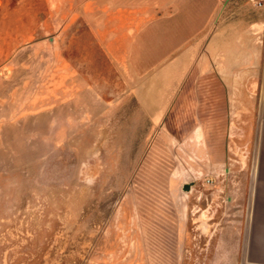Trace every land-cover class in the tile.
Masks as SVG:
<instances>
[{
	"label": "rangeland",
	"instance_id": "374dc122",
	"mask_svg": "<svg viewBox=\"0 0 264 264\" xmlns=\"http://www.w3.org/2000/svg\"><path fill=\"white\" fill-rule=\"evenodd\" d=\"M261 22L264 0H0V264H264L260 93L232 108L213 161L142 111L92 33L151 26L133 84L181 66L174 90L209 132L207 39Z\"/></svg>",
	"mask_w": 264,
	"mask_h": 264
},
{
	"label": "crops",
	"instance_id": "0c3cea01",
	"mask_svg": "<svg viewBox=\"0 0 264 264\" xmlns=\"http://www.w3.org/2000/svg\"><path fill=\"white\" fill-rule=\"evenodd\" d=\"M250 28L252 26L238 33L229 32L227 34L228 28L224 26L222 34L220 32L216 33L213 29L212 36L207 39L206 75L209 83L203 96L208 100L207 123H205L209 128V132H204L205 127L201 120L199 106L195 112L196 114L193 110V114L190 113V122L188 111L185 109L187 100L185 96H180L174 90L176 84L179 85L183 82V69L181 66L177 72L170 73L167 67L168 64L161 66L165 59H160L158 61L159 70L151 78L154 86H151L150 91L146 90L145 80H142L138 85L133 84L135 82L134 75L141 73L140 68L151 64L148 55L155 43V40L151 37V26H144L142 23L138 27L122 25L118 29L111 30L104 27H95L92 33L96 44L100 45L108 58L109 64L116 67H127V69H124L127 76L133 75V78L127 79V83L131 85L129 94L135 98L142 111H150L151 119L164 123L163 125L166 128L173 126L175 132L171 136L173 140L180 139L179 135H183L182 131L186 129L191 131V140L195 138L206 140L210 144V158L217 162L222 156L221 131L230 129V115L235 112L232 108L240 102H245V99L251 96L250 93L248 94L252 91L251 88L255 87L256 91L260 93L256 123L264 122V26L261 22L256 24L257 29L251 31ZM210 30L211 27H208L207 31ZM216 47L218 48L217 54ZM181 57H175L170 64L176 66V62ZM155 83H158L157 90ZM167 83H170L168 90H162L161 84L165 87ZM169 98H174L175 101L170 107H167ZM190 102L193 105V100H190ZM197 103H199L198 95ZM179 112L181 117H179ZM240 114H242V110ZM169 118L171 122L166 124V120ZM195 122L196 124H194Z\"/></svg>",
	"mask_w": 264,
	"mask_h": 264
}]
</instances>
